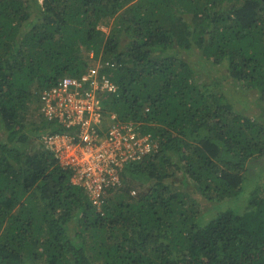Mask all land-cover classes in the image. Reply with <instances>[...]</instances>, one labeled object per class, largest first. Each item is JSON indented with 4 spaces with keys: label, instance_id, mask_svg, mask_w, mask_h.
Here are the masks:
<instances>
[{
    "label": "trees",
    "instance_id": "trees-1",
    "mask_svg": "<svg viewBox=\"0 0 264 264\" xmlns=\"http://www.w3.org/2000/svg\"><path fill=\"white\" fill-rule=\"evenodd\" d=\"M35 2L0 0V264H264V181L248 176L264 156V111L198 79L187 54L264 103V0ZM105 18H115L107 35L96 28ZM81 47L113 63L104 109L157 143L100 207L52 152L24 150L48 124L67 130L41 117L38 96L86 70ZM169 168L179 190L163 181ZM195 191L246 204L202 218Z\"/></svg>",
    "mask_w": 264,
    "mask_h": 264
},
{
    "label": "built area",
    "instance_id": "built-area-1",
    "mask_svg": "<svg viewBox=\"0 0 264 264\" xmlns=\"http://www.w3.org/2000/svg\"><path fill=\"white\" fill-rule=\"evenodd\" d=\"M110 66L113 63L103 61L80 75L61 76L38 96L41 117L67 128L52 133L48 124L42 143L60 165L72 170L71 181L84 187L97 207L108 190L121 185L126 165L157 151L156 141L139 123L120 121L104 109L99 95L117 90L102 70Z\"/></svg>",
    "mask_w": 264,
    "mask_h": 264
},
{
    "label": "rangeland",
    "instance_id": "rangeland-1",
    "mask_svg": "<svg viewBox=\"0 0 264 264\" xmlns=\"http://www.w3.org/2000/svg\"><path fill=\"white\" fill-rule=\"evenodd\" d=\"M40 0H37L35 4L40 5ZM34 4V5H35ZM29 9V8H28ZM114 19L115 18H105L101 19L98 23L96 28H98L104 35H107L109 31L113 28L114 25ZM32 23H37V19L35 17L32 18ZM199 51L197 49H193L192 51L187 52L189 54L190 61L194 63L195 67L198 70V79L204 80L205 82L209 81H218L219 85L217 86L218 89L223 91L226 96L229 97V99L233 100L235 103H238L242 101L243 103H250V107L255 109L256 112L261 113L264 111V103L256 101L257 100V93L253 90H245L239 86V84L231 79H227V77L220 72V68L218 66H213L209 62H205V60H200L198 56ZM78 55L84 59L86 63V69L88 66H97L98 64L102 63L101 54H98V56H95L93 51L85 49L83 47L80 48L78 51ZM221 73V74H220ZM36 84L32 85V91L35 93L37 90L35 89ZM105 93H101L99 96L104 97ZM253 99V100H252ZM30 110V117L35 120V122H38L40 117L37 114L38 111L33 108L34 104L31 106ZM106 111L109 109V107L105 108ZM110 112V111H108ZM29 117V116H28ZM29 117V118H30ZM31 119V118H30ZM61 144V142H60ZM24 150L26 151V154L33 155L35 152L47 150L49 152H52L50 148H48L46 145L42 143L41 134L30 138L29 141L26 142L24 145ZM174 159L176 156H172ZM171 162V161H170ZM248 166L250 167L248 169V176L251 179H255L256 177H261L258 181H264V174L261 175V173L264 171V156L258 157L255 160H251L248 162ZM170 171L172 170V174L164 179L163 181L167 183L172 189L179 190V179H180V172L174 170V168H169ZM135 183V182H134ZM193 183L191 182L189 187H193ZM194 188V187H193ZM198 191L194 192V195L197 200V205L200 206L201 214L200 216L202 218H209L211 215V211L213 210V207L219 205L221 208H232L233 211L241 212L242 209L245 207L247 196L245 194H242L238 197H233L225 200H217L213 193L208 192L207 195L212 196V199L206 198L203 194L199 195ZM134 194V193H133ZM211 200V201H210ZM37 264H42V261L37 262Z\"/></svg>",
    "mask_w": 264,
    "mask_h": 264
}]
</instances>
